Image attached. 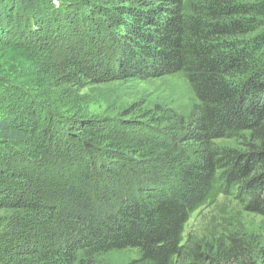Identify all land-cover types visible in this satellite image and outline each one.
<instances>
[{
	"label": "trees",
	"instance_id": "16d2710c",
	"mask_svg": "<svg viewBox=\"0 0 264 264\" xmlns=\"http://www.w3.org/2000/svg\"><path fill=\"white\" fill-rule=\"evenodd\" d=\"M0 46L33 77L0 69V264H264L222 215L185 234L219 198L264 216V0H0ZM176 72L198 105L174 124L50 90Z\"/></svg>",
	"mask_w": 264,
	"mask_h": 264
},
{
	"label": "rangeland",
	"instance_id": "374dc122",
	"mask_svg": "<svg viewBox=\"0 0 264 264\" xmlns=\"http://www.w3.org/2000/svg\"><path fill=\"white\" fill-rule=\"evenodd\" d=\"M57 1L60 0H53V2ZM62 1L79 4L85 2V0ZM23 54L20 51L0 46V69L5 76H10L13 83L20 84L21 87L31 91L33 90L31 84L33 77L30 75L22 77L30 71ZM50 90L58 99L68 96L72 100H78L79 105L89 107L91 112L97 115L120 113L118 114L120 116L131 107L134 110L133 114L126 116V119L129 117L139 118L140 115H143L145 119L155 117L160 111L173 124L180 120H186L198 105L195 89L185 72L144 79L136 77L100 84H90L89 81L83 79L79 83H70ZM237 139L234 138L231 144L238 145L239 139ZM223 200L225 199L219 198L216 204L202 207L193 214L185 234H191L194 239L199 238L205 228L213 225V223L211 225L212 216L222 215L227 220L226 228L245 233V236L258 251L264 248V216L243 211L239 204ZM136 256L135 249H124L112 252L109 258L114 264H126Z\"/></svg>",
	"mask_w": 264,
	"mask_h": 264
}]
</instances>
